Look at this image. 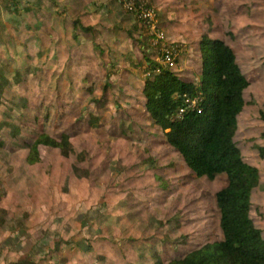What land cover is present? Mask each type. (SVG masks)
Segmentation results:
<instances>
[{"label":"rangeland","instance_id":"1","mask_svg":"<svg viewBox=\"0 0 264 264\" xmlns=\"http://www.w3.org/2000/svg\"><path fill=\"white\" fill-rule=\"evenodd\" d=\"M36 1L0 0V264H167L221 241L216 195L227 176L197 178L167 143L146 109L150 68L131 100L108 83L116 69L101 68L108 48L93 35L109 26L159 65L134 10L125 0ZM144 1L182 49L180 80L201 84L205 37L234 51L249 81L236 143L259 171L250 214L264 238V0ZM42 134L67 136L74 152H31Z\"/></svg>","mask_w":264,"mask_h":264},{"label":"trees","instance_id":"2","mask_svg":"<svg viewBox=\"0 0 264 264\" xmlns=\"http://www.w3.org/2000/svg\"><path fill=\"white\" fill-rule=\"evenodd\" d=\"M201 51V84L184 82L166 70L147 81L146 108L152 121L163 130L167 143L197 178L214 181L227 176L228 185L216 195L223 239L167 264H264V238L250 214L260 175L258 169L244 162L236 143L237 120L245 105L249 81L234 51L224 41L205 37ZM148 62L151 71L160 67ZM186 97L200 100L201 113L179 117ZM40 146L74 152L67 136L57 140L42 134L31 145V152L38 154Z\"/></svg>","mask_w":264,"mask_h":264},{"label":"crops","instance_id":"3","mask_svg":"<svg viewBox=\"0 0 264 264\" xmlns=\"http://www.w3.org/2000/svg\"><path fill=\"white\" fill-rule=\"evenodd\" d=\"M30 2H32L34 4L37 1L36 0L31 1L30 0ZM98 28H99V30L96 29L94 31L95 35H93V37L103 38L102 39L103 45L106 48H108V50L106 52L100 51V54H102V56H103V57H101L102 58V62L100 63L102 65L101 68L105 69L106 72H108V70H112L113 68L116 69V73L118 72V74H120V75L116 74V75L112 76L113 79H111L108 83L113 85V87L115 85H116V87H120L119 90L124 89V94H126L125 95L126 97L123 96V97H125L124 99L125 100L126 99L131 100L132 99L131 94H130V96L128 94L129 91L136 92L138 90V87H139L138 85L140 84V82L137 80L138 79V76H137L138 71H140L143 64H145V66H143L144 69L150 68V63L145 58L146 52L144 50V46L143 47L140 46V44H138L135 41H134L135 43L133 44L132 39H130L129 32H126L127 30L120 29L117 26H116V28H112V29H110V26H109V28H108L109 31L102 29L101 27H98ZM88 30H89V28H87V29L85 28L84 29L85 33L88 32ZM134 35H135V33L133 34V36ZM187 36L192 37L193 36L192 32H189V34ZM93 37L90 36V38H93ZM75 39L78 40L77 42L79 45L87 43V40H86L87 37L84 39L83 38L80 39L77 36H75ZM97 41H101V39H98ZM201 44L199 46V48H200L199 53H202ZM112 46L114 48H112ZM120 51H122V52L119 54ZM123 51L128 52L129 55L122 57V55L125 53V52L123 53ZM133 57H135V58H133ZM180 65H181V63H180ZM120 69L122 70V73H121ZM89 77H90L89 80H91V82L95 78L93 75L89 76ZM183 80H184V82H191L192 81V80H189V78L183 79ZM101 83H104V85H106L104 80H102ZM145 88H146V85L143 88L144 94H145ZM112 94H113L112 90L108 89L107 95L111 96ZM147 113H148V111H147Z\"/></svg>","mask_w":264,"mask_h":264},{"label":"built area","instance_id":"4","mask_svg":"<svg viewBox=\"0 0 264 264\" xmlns=\"http://www.w3.org/2000/svg\"><path fill=\"white\" fill-rule=\"evenodd\" d=\"M142 1L143 2H141L140 6H138L139 3H137L136 0H125L124 2L126 3L128 10H134L139 17L142 26H144L147 32H149L151 36L150 41L148 40L150 42L149 45L160 50V59L158 60L160 67L155 71H152L153 76L161 75L166 70L174 71L179 67L182 49L178 44H171L167 41L166 34L159 28L158 22L155 19L156 17H154L151 12V6H149L144 0ZM153 76H151V73H148V78ZM199 102V99L186 97L185 103L179 110V117L181 118L190 112L201 113Z\"/></svg>","mask_w":264,"mask_h":264}]
</instances>
